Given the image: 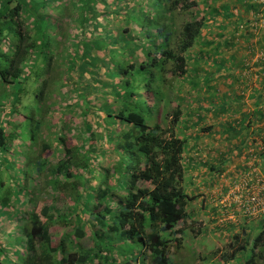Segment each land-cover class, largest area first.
<instances>
[{"label":"trees","instance_id":"16d2710c","mask_svg":"<svg viewBox=\"0 0 264 264\" xmlns=\"http://www.w3.org/2000/svg\"><path fill=\"white\" fill-rule=\"evenodd\" d=\"M201 1L200 8L196 0H0V171L19 163H9L19 149L38 150L43 158L33 159L21 173V192L35 205L41 184L51 198L41 214L35 207L24 213L19 261L7 260L0 244V264H173L171 244L179 247L183 232L195 224L189 206L195 209L197 197L184 183L187 168L197 163L183 158L190 138L176 131L182 107L169 114L166 99L176 82L177 90L183 83L193 92L202 89L191 62L212 66L211 60L218 61L217 70H203L212 72L202 77L204 84L212 89L219 82L232 94L255 77L254 110L249 112L243 94L235 93L230 104L225 95L216 96L214 105L202 104L222 118L240 117L232 127H258L259 140L244 138L245 148L259 149L263 156L264 26L258 29L257 22L261 15L264 19V7L246 0L254 20L232 23L230 34L211 38L203 34L208 20L221 17L226 23L238 13L225 4L214 6L218 0ZM185 16L189 19L179 22ZM256 32L263 37L249 43ZM237 34L249 54L243 63L236 50L227 59L224 55L236 47ZM201 47H207L206 54ZM74 114L78 120H71ZM168 116L164 127L161 120ZM229 127L212 136L227 138ZM66 132L76 139L74 148L64 146ZM51 140L58 148L54 161L48 159ZM259 167L264 175V165ZM58 197L70 202L67 211L56 206ZM258 220L253 253L258 251L264 264V216ZM53 225L66 230L56 240L49 232ZM86 227L90 248L82 242ZM242 236L245 241L228 256L232 261L243 257L252 239Z\"/></svg>","mask_w":264,"mask_h":264},{"label":"rangeland","instance_id":"374dc122","mask_svg":"<svg viewBox=\"0 0 264 264\" xmlns=\"http://www.w3.org/2000/svg\"><path fill=\"white\" fill-rule=\"evenodd\" d=\"M196 1H198V4L200 5L199 7L201 8L203 1L201 0H196ZM224 4L227 5L230 10L236 11L238 15L234 16L231 19V21L226 22L227 24L222 21L221 17H217L214 22L208 20L206 24V29L203 31V34H205V36H210L211 38H214L219 33L221 37L223 38L225 34L227 33L230 34L231 31H234V28H233L234 26H232V23L239 24L238 21L240 20L243 22H250L254 20L250 11L246 10L249 7V4L246 0H218L214 3V6L221 7ZM197 9L198 8L193 9V17L196 16L198 12ZM187 19L189 18L186 16L180 17L179 22H181L182 20L183 21L187 20ZM258 20H259V22H257L258 29H263L264 19H258ZM251 24L253 23H250V25ZM240 27H243V26L240 25ZM256 33L257 34H255L254 38L249 39L248 41L249 43L256 44L257 40L263 37L261 32H256ZM205 40H209V39L206 38ZM234 44L236 47L232 48L230 51L224 54L226 56L225 59L231 56L232 52L236 50L238 61L243 63L244 60L248 58V55H249L248 52L245 50L246 42L242 39H239L238 34H237L235 37ZM201 48H202L201 49L202 55L206 54L205 51L207 50V47H201ZM197 49L199 51L200 48L196 47L194 51L197 52ZM259 53L260 52H257V56H255V58L251 60L252 62L250 61L251 63L255 62V60L259 57ZM198 57L200 58L201 56L198 55ZM203 59L204 61L206 60L205 56H203ZM211 62H213L212 66L203 64V62H197V63L191 62L190 63V67L194 69V70L190 69V72L192 75L193 74L199 75L198 78L201 79V85L203 86L202 89L199 88L198 93L193 92L188 86L185 85V83H183V85H181L180 87V90H177V85L179 83L176 82L173 88L169 89L167 92V99H166L167 110L165 112L171 114V112H173V110L175 109V106L180 105L182 107L183 116L181 117L182 121H180V123L176 127L177 132L178 131L183 132L187 138H190V140L188 141L200 142V143L206 142V144L209 143L210 147L212 146L213 142H220L221 148L226 149L227 148L226 146L228 145V143L230 144L232 141L239 143L243 137H246L244 135L246 131H249V129L245 127V125H242V126L235 125L234 127H232L236 123V120H238V118L240 117L232 116V117H228L225 119V118H222L218 115L211 113V111H209L206 108V106H203L202 103H207V105L216 104L215 103L217 101L216 96L222 97L225 95V98L227 100V101L225 100L226 104H230V102L228 101H231L232 92L227 90L223 85H220L221 83L216 82V85H217L216 88L213 87L212 89L209 88L208 85L204 84V80L202 79V77L203 76L205 77L208 74L207 76L209 78L210 77L209 73L212 76L211 74L212 72H204L203 70L210 69L211 71H214V70H217L218 67H220L218 66L220 64L218 63V61L211 60ZM224 67L225 68L228 67L227 64H225ZM232 67H230L229 71L232 74L238 73L236 72V70L235 71L231 70ZM195 68H196V71H195ZM220 74L221 73H219V75ZM242 75L245 77L247 75V72H245L244 74L242 73ZM243 76H242V80H246L243 78ZM229 79L232 80L233 78L231 77ZM190 81L195 82L193 80H190ZM254 82H255V77L252 78V83L251 81L248 82L246 80V85L244 86L240 85L238 87L235 86L236 89L233 88L235 91L233 92L232 95H234V93L235 95L243 94V97L246 100L245 102L246 108L249 110V112L252 109L254 110L255 108V107H252V104L254 103L252 101L253 97H250V95L253 93L252 92L253 87H258V85ZM175 89L177 91H175ZM57 106H58V103L53 108V112L57 110ZM197 107L201 108L198 116H197V113H198ZM260 107L263 108L262 106ZM75 119L78 120V117L76 114H74L71 120H75ZM170 119L171 118L168 116L164 123L161 120V125L164 127H167L169 125ZM197 120H200V123L194 124V122ZM53 121L52 123H55ZM18 122L19 120H15L14 123H12L14 128L16 127V125H19L17 124ZM182 122H186V123L182 124ZM209 126H212L213 129H219V130L224 129V126L226 127L230 126L229 128H231L232 136L230 137L228 136L229 138L227 137L225 139L222 138V139L217 140L211 134L208 135L202 131L203 128H206ZM21 131L22 130L20 127L19 132ZM25 140H26V135L23 134L22 132L21 143L23 144V141ZM64 140H65V143H64L65 147L74 148L75 146L78 145L76 139L71 137V135L67 132L64 135ZM206 146L204 147L205 151H203V153H201L202 155L198 157L197 162H198L199 169L196 170V172L200 174H203L204 172V176L208 177L207 172L210 170V167L212 166L214 162L213 159L216 156V153L212 149L211 151H206V149H210L209 146L207 147ZM259 146H261V144H259ZM22 147L26 148L27 146H22ZM49 148H50L49 150H50L51 155L50 154L48 155L49 156L48 159L54 161L55 157L56 158L58 157V156H54V154L56 153V151L54 152V150L58 149L56 142L51 140L49 143ZM25 150L26 151L22 150V148L21 150L19 149L18 153L16 154L13 153L15 157L13 156L12 159L10 158V161H9L10 164L11 163L17 164V161H19V163L16 166L12 164V165H9L8 170H5V168H3L0 171V244L2 245L4 249L7 250L3 254L7 260H16V259L18 260V257H21V255L17 253L18 251L16 250L19 249V247H21L20 246L21 243L19 240L21 235H19L20 233L19 229L21 230V226H24L23 224H21L24 222L22 220L26 218V214L24 213H26V211L28 210H32L33 207H35L34 210L36 214L38 215L41 214V210L44 207H46L47 204L50 203V199H51L48 197V194L50 193V191H47L45 188H43L41 184H40L41 186L40 191L42 193L37 199L35 205H31L30 202H28L29 197L27 194H25L24 192L25 190L21 192V187L23 184L21 181V173L33 159H36L39 157L43 158L42 155H44V154H41V152H39L38 150L36 151H33V150L29 151L27 149ZM21 152H25L24 156L21 155ZM256 152H259V149L255 150V148L249 147L248 150L242 151L239 154L243 161V165L241 167L248 168V169L247 170L243 169L242 172L237 174V176L234 178L233 181L227 180L226 182H222L223 180H226V178L223 175L220 178L219 182L217 180L216 182L210 183V187L208 188L207 183H209V179L208 181L206 180L204 182V176L201 178L200 182H195V181L188 182L187 179L185 180L184 187H185V184L189 185L188 191L190 192L191 195L197 197L196 202L192 204L193 208L195 209H192V207L190 206H189V209L191 211L194 210V212H196L200 206L208 205V208H207V211H208L211 205L215 212L213 211V213L211 212V214L206 215V216L201 215V214L199 215V213H195L196 215L194 218L195 224L192 225L190 223L189 224L190 227L189 228L186 227L187 231L183 232V235H182V244L179 245V247H175L174 243L171 244V248H172L171 258L173 260V264H242L241 261L239 262L241 258L244 259V261L250 260L251 258L254 260L258 259V251H256V253H253L255 249H254L252 241L253 239H255V237H257L261 229V226H260L261 222H259L258 220L259 217L258 218L257 217H250V218L244 217L240 212H237L243 218H246L247 220L249 219L251 221V225L248 226L250 231L246 233V235H250L252 239L251 241H249V246H247L246 251H244L243 257L239 254L237 256L236 262L235 261L231 262V259H228V256H230L231 254H234L235 251H238V247L241 245L243 240L245 241L244 239L245 237L243 236L244 238H242L243 240L240 242L241 239L239 238V236L241 235V233L238 230L233 232V230L235 229L232 227V225H234L236 221L243 222L242 221L243 219L239 217V218H234V221H232L222 216V213L226 212L225 208L229 207L230 205V203L226 201V199L228 200L229 195L236 196V194H238L237 192H241L245 200L246 196H248L247 194L250 191H254L257 193H259L260 191L261 195L264 197V175L263 173L261 174L259 171L252 169L253 164L257 160V157H255ZM248 158L251 160V162L249 161L244 162L245 160H248ZM234 164L235 165L240 164L239 156L237 157L234 156L232 165ZM38 183H39V180H38ZM244 183L248 184V187L247 186L246 187L247 189H249V192L248 190L244 188L245 187ZM28 187H29V184L27 186V189ZM58 198L59 200L56 206H58V208L62 210L64 209L65 211H67L68 206L70 205V202L69 201L66 202L64 199L60 197ZM1 199H4V200L8 199V202L4 203L3 201H1ZM237 199H238V196H237ZM215 204H217L218 207H215L214 206ZM66 205L67 207H65ZM21 217H23L22 220H21ZM211 217L213 218V220H210ZM41 220L44 221L42 217H41ZM15 222L19 224L14 225ZM244 223L245 221L242 224ZM212 225H215L214 227L215 229H212ZM229 225H231L232 229L231 228L227 229ZM7 226L9 227L8 232H6L5 230ZM219 226L224 227L225 228L224 231L220 229ZM191 229L194 231L199 230L198 234L192 233ZM49 230H50L49 232L51 234V237L54 240L59 238L66 231L63 228H61L59 225L50 226ZM233 233H235V235L239 238V240L232 239ZM85 234L86 236L84 240L82 241L83 245L87 248H90L92 244L89 240V227L85 228ZM6 236L9 237L8 240ZM13 243L16 245V247L14 248H13ZM14 252H16L17 255H15ZM257 264H262V262H260V260H257Z\"/></svg>","mask_w":264,"mask_h":264},{"label":"crops","instance_id":"0c3cea01","mask_svg":"<svg viewBox=\"0 0 264 264\" xmlns=\"http://www.w3.org/2000/svg\"><path fill=\"white\" fill-rule=\"evenodd\" d=\"M244 102H246L245 99H244ZM247 128L249 129V131H246V133L244 135L246 137H243V138L251 139V137H252V138L258 139V137L256 136V135H258V131L255 132V129H257L258 127H256V126H247ZM222 130L213 129V130H211L210 132H208L206 134H208V135H210V133H211V135L215 134V137H217L219 134H221L220 131H222ZM230 136H232V133H231ZM243 138L241 139V141L239 143L238 142H235V141H232L229 144L228 142H226V143H228V145L226 146L227 147L226 149L225 148H221V143L220 142H213L212 143V146L210 147L209 146V143L206 144V142H201L200 143V142H191V141H189L187 143L186 147H185V150H184L185 153H184V156H183V158H185V159L190 158V159H188V161H191L193 159L198 164V162H197L198 157H200L202 155L201 153H203V151H205L204 147L206 145L210 147V149H206V151H211V149H212V150L215 151L216 156L213 159L214 162H213L212 166L210 167V170L207 172V176L208 177H205L204 176V172H203V174H200V173L196 172V170L199 169V166L196 164V167H188L187 168L186 174H185V180L187 179L188 182H194V181L195 182H200L201 178L204 176V182L206 180L208 181V179H209V182L212 183V182H216L217 180L219 182L220 181V178L224 175V177L226 178V180H223L222 182H226L227 180L233 181L234 178L237 176L238 173L242 172L243 169L244 170H247L248 169V168H242L241 167L243 165V161H242L241 156L239 155L242 151H246L250 147V146H248L247 149L245 148V146L247 144V141H245ZM258 153L259 152H256L257 160L258 161L256 160V162L253 164V167L254 168L252 167V169H255L257 171H261L259 166L260 165H264V164H261L260 163L261 160H264V154H263V156L259 157L258 156ZM234 156H236V157L239 156L240 164H236V165L234 164V165H232L233 164ZM246 161L251 162V160L249 158H248V160H245L244 162H246ZM214 206L215 207H218L217 204H215ZM207 208H208V205L200 206L199 209L195 213H199V215L201 214V215H205V216L211 214V212L213 213L214 210H213V207L211 205H210V208H209L208 211H207ZM229 210H231V209H226L225 208V211L226 212L222 213V216L225 217V218H227V219H229V220H232V221H234V218L241 217L243 219L242 221L243 222L245 221L244 224H242L243 222H241V221H236V223L234 225H232V227L235 229V230H233V232H235L236 230H238L241 233L240 239L242 240V238H243L242 235H244V233H248L250 231V229L248 228V226L251 225V221L249 219L247 220L246 218H243L236 211H234L235 213H233L232 211H229ZM226 215H228V216H226ZM22 219H23V217H21V220ZM210 220H213V218L211 217ZM17 224L18 223L15 222L14 225H17ZM214 227H215V225H212V229H215ZM232 227H231V225H229L227 229H229V228L232 229ZM219 228L222 229L223 231L225 229L224 227H220V226H219ZM8 229H9V227L7 226L5 228L6 232H8ZM234 235H235V233L232 234V239L234 238ZM6 238H7V240L9 239V237H7V236H6ZM21 238L22 237L20 236V238H19L20 241L22 240ZM241 240H240V242H241ZM13 246L16 247V245L14 243H13ZM9 247H10V245H9ZM5 251H7V250H5ZM16 251H18V252H20L22 254L21 249H17ZM228 259H230V258L228 257ZM14 261H16V260H14ZM231 262H232V260H231Z\"/></svg>","mask_w":264,"mask_h":264},{"label":"built area","instance_id":"2783aa9c","mask_svg":"<svg viewBox=\"0 0 264 264\" xmlns=\"http://www.w3.org/2000/svg\"><path fill=\"white\" fill-rule=\"evenodd\" d=\"M253 2L264 7V0H253ZM259 19H262V15L259 16ZM244 186H245L244 188L249 192V189H247L248 184L244 183ZM237 193L238 194H236V196L229 195L228 200L226 199V201L230 203L229 207H226L228 209H231L229 211L234 212L235 210L236 212H240L244 217H249V218L250 217L258 218L264 216V197L261 195L260 191L259 193L250 191L247 194L248 196H246L245 200L241 192H237ZM232 203L234 204V206H232L233 205Z\"/></svg>","mask_w":264,"mask_h":264},{"label":"clouds","instance_id":"9594fccd","mask_svg":"<svg viewBox=\"0 0 264 264\" xmlns=\"http://www.w3.org/2000/svg\"><path fill=\"white\" fill-rule=\"evenodd\" d=\"M19 234H21V233H19ZM24 239V238H23Z\"/></svg>","mask_w":264,"mask_h":264}]
</instances>
